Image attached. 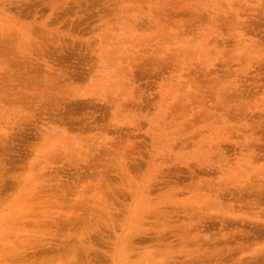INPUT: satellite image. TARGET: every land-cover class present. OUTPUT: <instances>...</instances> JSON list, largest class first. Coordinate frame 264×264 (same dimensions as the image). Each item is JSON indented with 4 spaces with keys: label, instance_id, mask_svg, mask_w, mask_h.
<instances>
[{
    "label": "rangeland",
    "instance_id": "obj_1",
    "mask_svg": "<svg viewBox=\"0 0 264 264\" xmlns=\"http://www.w3.org/2000/svg\"><path fill=\"white\" fill-rule=\"evenodd\" d=\"M0 264H264V0H0Z\"/></svg>",
    "mask_w": 264,
    "mask_h": 264
}]
</instances>
